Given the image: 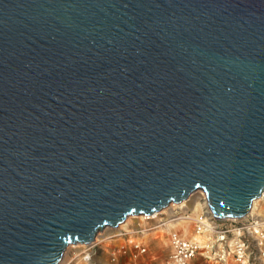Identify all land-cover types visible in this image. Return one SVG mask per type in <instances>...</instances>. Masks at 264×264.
I'll list each match as a JSON object with an SVG mask.
<instances>
[{
	"label": "water",
	"instance_id": "1",
	"mask_svg": "<svg viewBox=\"0 0 264 264\" xmlns=\"http://www.w3.org/2000/svg\"><path fill=\"white\" fill-rule=\"evenodd\" d=\"M196 190L264 191V0H0V264Z\"/></svg>",
	"mask_w": 264,
	"mask_h": 264
},
{
	"label": "built area",
	"instance_id": "2",
	"mask_svg": "<svg viewBox=\"0 0 264 264\" xmlns=\"http://www.w3.org/2000/svg\"><path fill=\"white\" fill-rule=\"evenodd\" d=\"M193 194L199 202L192 209L170 204L130 216L136 221L105 227L89 244L69 245L58 264H96L99 254L105 264H264V217L216 218L204 193Z\"/></svg>",
	"mask_w": 264,
	"mask_h": 264
},
{
	"label": "rangeland",
	"instance_id": "3",
	"mask_svg": "<svg viewBox=\"0 0 264 264\" xmlns=\"http://www.w3.org/2000/svg\"><path fill=\"white\" fill-rule=\"evenodd\" d=\"M198 194H193L188 201L185 202L186 207L192 209L196 204H198ZM198 207V206H197ZM254 212L262 217H264V199H261L256 205V208ZM130 217V216H129ZM136 220L130 218L128 223H132ZM75 245V244H73ZM69 250H72V245L69 246ZM106 263V256L103 254H99L97 257V263L96 264H105Z\"/></svg>",
	"mask_w": 264,
	"mask_h": 264
},
{
	"label": "bare ground",
	"instance_id": "4",
	"mask_svg": "<svg viewBox=\"0 0 264 264\" xmlns=\"http://www.w3.org/2000/svg\"><path fill=\"white\" fill-rule=\"evenodd\" d=\"M261 199H264V191L262 192V195H261L258 199H255V200L252 202L251 209H250L249 213H253V212H254L257 203H258L259 201H261ZM184 204H185V201H182V202L180 203L181 206H183ZM130 218H131V217H127V219L125 220V223H128V221H129ZM72 246L76 247L77 244H75V245L72 244Z\"/></svg>",
	"mask_w": 264,
	"mask_h": 264
}]
</instances>
